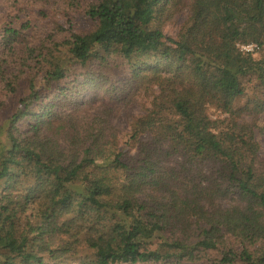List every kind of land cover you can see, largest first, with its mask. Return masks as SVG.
<instances>
[{
    "label": "trees",
    "instance_id": "16d2710c",
    "mask_svg": "<svg viewBox=\"0 0 264 264\" xmlns=\"http://www.w3.org/2000/svg\"><path fill=\"white\" fill-rule=\"evenodd\" d=\"M153 1L147 34L136 5L92 1L56 55L0 27V264H264V0ZM137 94L128 162L108 119Z\"/></svg>",
    "mask_w": 264,
    "mask_h": 264
},
{
    "label": "rangeland",
    "instance_id": "374dc122",
    "mask_svg": "<svg viewBox=\"0 0 264 264\" xmlns=\"http://www.w3.org/2000/svg\"><path fill=\"white\" fill-rule=\"evenodd\" d=\"M92 1L95 0H0V27L9 23L11 26L18 28L25 23H29V38L23 47L35 48L44 44L47 48L54 49V44H62L71 34H83L96 28V22L86 15L87 6ZM122 2L126 7L136 5L135 7L140 12L137 21L142 33H151L156 28L154 15L158 5L153 0H122ZM186 3L187 6L185 5V7L180 8L172 17L167 20H165L166 18L163 19L161 31L165 38L171 40L178 38L180 29L189 16L188 5L190 2L186 1ZM241 46H239V49ZM54 51V55H56L57 51L55 49ZM60 51L63 53L64 48L60 47ZM261 54V50L258 49L253 54V57L259 59ZM30 65L27 72L29 74L35 73L36 69L32 68L34 62H30ZM26 77L23 75L19 83L25 86ZM114 99L112 98V101ZM17 101L18 98L12 95L5 102L9 109H12L17 105ZM151 101L152 97L150 95L137 94L132 96L130 100L120 103L113 108L108 119L110 125L109 133L116 137L117 149L122 152L128 162L135 158L137 146L136 141L130 139L131 122L134 118L143 115L149 109ZM104 109V107H97L89 110L86 114L98 115ZM209 114L211 118L218 116H221V118L225 117L212 108L209 110ZM257 139L260 147L259 160L264 162V133L258 135ZM179 161L180 158L175 157L172 159L171 164H176ZM210 168L211 166L209 165L202 167L205 172H208ZM57 263L78 264L73 259H65Z\"/></svg>",
    "mask_w": 264,
    "mask_h": 264
},
{
    "label": "built area",
    "instance_id": "2783aa9c",
    "mask_svg": "<svg viewBox=\"0 0 264 264\" xmlns=\"http://www.w3.org/2000/svg\"><path fill=\"white\" fill-rule=\"evenodd\" d=\"M242 52H250V53H255V50H258L257 46L255 45H246V46H241L240 47Z\"/></svg>",
    "mask_w": 264,
    "mask_h": 264
}]
</instances>
